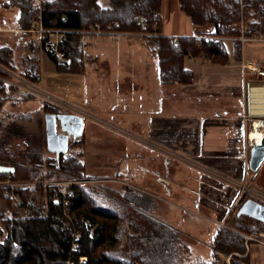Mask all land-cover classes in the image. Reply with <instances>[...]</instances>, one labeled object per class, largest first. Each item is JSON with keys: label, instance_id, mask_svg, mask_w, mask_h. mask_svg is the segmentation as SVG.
<instances>
[{"label": "trees", "instance_id": "16d2710c", "mask_svg": "<svg viewBox=\"0 0 264 264\" xmlns=\"http://www.w3.org/2000/svg\"><path fill=\"white\" fill-rule=\"evenodd\" d=\"M161 0H2L3 7H16L18 28L26 30L39 21L47 28L64 30L58 48L65 59L58 61L46 52L57 71L81 72L83 69L84 34L98 24L99 33L143 32L154 51L159 78L166 83H187L192 72L182 64L184 54L201 55L213 63L229 58L219 38L180 35L176 41L162 34L159 27ZM179 8L192 23L213 24L214 35L233 36L234 56L240 53L239 27L235 22L249 14L256 21L247 22L244 32L264 29V0H178ZM138 17L144 19L143 22ZM21 77L39 78L38 63L24 56ZM10 69V71L7 70ZM15 70L11 48L0 46V76ZM11 84L0 79V109ZM21 90V89H20ZM29 98L33 93L21 90ZM25 98V96H23ZM52 112H61L46 103ZM0 162H12L11 172H0V181H30L32 186L16 190L19 204L13 207L2 199L0 186V264H182L186 247L177 231L155 220L153 201L148 195L131 188L113 192L110 204H98L99 196L84 186L69 185V195L62 197L56 187L43 181L61 178L59 173L87 178L79 156L69 153L81 146L82 138L69 142L65 153L43 157L45 135L39 129L29 134L18 122L0 124ZM82 135V134H81ZM11 137L24 138L25 147L17 154L5 149ZM38 197V198H37ZM63 200L67 205L63 206ZM120 200V201H119ZM66 209L68 211H66ZM232 229L217 228L209 245L206 264H225L217 252L239 254L229 264H248L244 255L242 233H251L264 224L246 216H236ZM77 235V238L75 236ZM125 243L121 244L122 236ZM80 258H83L82 260Z\"/></svg>", "mask_w": 264, "mask_h": 264}, {"label": "crops", "instance_id": "0c3cea01", "mask_svg": "<svg viewBox=\"0 0 264 264\" xmlns=\"http://www.w3.org/2000/svg\"><path fill=\"white\" fill-rule=\"evenodd\" d=\"M9 8L0 5V24L4 23L3 18ZM16 17L11 27L0 25V46H9L5 43L8 38L6 33L9 32L12 39H19L28 52L26 55L30 53L36 57L39 74L43 69L56 70L52 60L42 50L39 36L28 29L18 28ZM159 22L160 32L168 36L219 38L229 60L226 63H213L201 55L184 54L182 64L193 75L187 83L160 80L156 56L149 44L142 51L150 54L151 59L153 57L152 63L148 62L146 56L138 61L123 62L120 82L112 85V90L116 91L111 92L112 96L119 94L117 96L120 97V135L138 147L133 148L139 159L132 173L133 183L138 184V190L151 198L165 199L158 192L163 189L165 195L172 194L171 187L161 186L162 175L155 173L151 166L160 169L161 165L164 176H167L169 173L166 171L174 165L183 170L179 175V191L175 193L183 204L174 206L213 223L216 230L232 229L236 211L242 203L238 197L239 191L205 171L217 173L237 184H247L252 190L264 194V161L255 171L248 168L249 150L254 145L248 137L251 123L264 122V74H257L242 66L244 61L255 59L264 69V29H255L246 34L247 39L240 42V53L236 57L233 36L212 34L213 24L210 22L192 23L179 8L178 0H161ZM90 31L93 33L84 34L83 53L85 43L97 35H107L113 41L121 40L122 44L127 45L148 42L141 31L99 33L94 28ZM132 50L120 48V53L124 55ZM109 54L103 52L100 60L110 59ZM100 60L97 66L91 68L96 72L101 71L103 76L107 75L108 70L117 68L102 66ZM84 69L83 60L81 72ZM117 87H120V91ZM262 133L264 135V127ZM145 162L149 164L147 168L143 165ZM148 175L155 181L152 183L153 179L149 180V184L146 183L143 188L141 184L147 182ZM172 176L175 178L174 174ZM163 181L171 183L169 179ZM213 235L209 238L212 239ZM208 247L210 249V245ZM244 255L248 264H264V238L247 242Z\"/></svg>", "mask_w": 264, "mask_h": 264}, {"label": "rangeland", "instance_id": "374dc122", "mask_svg": "<svg viewBox=\"0 0 264 264\" xmlns=\"http://www.w3.org/2000/svg\"><path fill=\"white\" fill-rule=\"evenodd\" d=\"M1 1L2 0H0V3ZM16 12V7L7 9L6 15L3 18L4 23L0 25L3 27H11V25L14 24ZM254 15L255 13H253V16L252 14H249L245 17L243 22L249 23L256 21V17H254ZM8 34L11 33H6L8 38L5 43H8L7 45L11 48L15 70H11L12 72H9L8 76H0L1 80L11 84L12 86V89H10V87L7 89L6 98L4 99L3 105L0 109V124L2 125L15 121L22 124L24 129L29 131L30 135L32 133L36 134L39 129L44 134V114L52 111L48 109L49 106L47 104L43 103V100L45 99L41 94L34 93L33 98H29V96L27 97L25 93L21 91L25 89L18 84L17 78H19V82L21 80L26 81V83L39 89L43 93L48 94L53 99L63 102L66 105L87 114V116L92 117L91 119L89 117L81 116L82 135L71 136L65 134L67 136V146L71 140L79 137L82 138L81 146H73L70 151H68L66 146V151H68L67 153L73 156H79L81 154L79 159L85 165L84 171L87 178L72 176L79 182L76 183V185L84 186L98 193L99 196L96 197V201L101 205L110 204L109 198H116L113 192H121L123 188H131L138 193H142L138 190V187H136L138 184L135 185L132 180V173L134 171L135 164L139 160L138 157H136L137 151H134L133 148L138 149V147L133 145L130 140L120 135V128H122L120 127V97L117 96L119 94L112 96V92L115 93L116 91L112 90L114 89L112 85L116 84L115 82H120V66H123V62L130 63L133 60L138 61L140 58L142 59L145 56L147 57L148 62H153V57L151 59L150 54L142 51L144 48L148 47V42L145 43L139 41L135 43L136 45H127L122 44L121 40L119 42L117 40L113 41L107 35L105 37L97 35L93 37L92 41L88 40V42L85 43V51L83 53L85 69L83 72H65L57 70L49 71L43 69L40 71L38 80L28 81L24 77H21L18 73L23 67L21 59L24 58L27 50L22 47L19 39L18 41L14 40L12 39L13 36H9ZM242 34L244 35L243 37L246 36L247 39V35L245 33ZM240 37L241 32L239 30L238 40L239 42H242L243 40L241 41ZM106 38H109L110 40ZM15 42L17 43L14 44ZM120 48H132L133 50L122 55V53H120ZM110 49H113L111 54H109ZM103 52L109 54L110 59H104L101 61L100 59L103 56ZM122 56L123 60H121ZM27 57L32 58L33 61L37 62L36 57L30 53ZM98 60H100L102 66H117V68L113 71L108 70L106 73L103 72L107 74L103 76L101 75V71L96 72L95 69L91 68V66H97V63L99 62ZM7 70L10 71L8 68ZM8 79L11 80L8 81ZM116 89L120 91V87H117ZM23 96H25V98H23ZM46 103L51 102L46 100ZM58 108L63 113H72L60 106ZM57 123H59L58 120ZM56 125L57 133H62V131L59 130V125ZM24 147V138L11 137L6 144L5 149L17 154L20 150H23ZM40 151L43 157L55 156L54 154L46 151L45 143ZM173 157L176 159L178 158L176 156ZM178 160L184 162L180 158H178ZM141 162H143V160ZM5 163L9 164L12 162ZM143 165L147 168L149 164L145 162ZM151 167H153L155 173H161V186L171 187L172 194L165 195V192L161 189L158 193L165 199L151 198V196L148 195V197H150L153 201L154 206L153 212L149 215L179 233L180 240L186 247L185 258L182 264L208 263L211 252L208 247L211 240V237L209 238V236L213 235L216 230V226L213 223L197 216V214L193 215L175 207L183 204L179 197L175 196V193L179 191L181 185L179 175L181 176V172H183V170L171 165L169 170L166 171V173H169V176H164V170L161 169V165L160 169L155 166ZM173 174L175 175V178L172 176ZM148 177L147 182L141 184L143 188H145V184L148 183L149 180L153 179L152 183L155 181L153 177L150 178L149 175ZM166 179H169L171 183L167 184L163 181ZM53 180L64 181L66 178H54L52 180L43 181L42 183L49 184L48 182ZM26 182H28L27 186L34 185V182ZM245 186L252 190L249 185L245 184ZM238 197L240 198V201H243L246 199L245 197H247V195L238 194ZM247 198L251 197L248 196ZM262 230L264 231L261 226L258 229L253 230L251 233H242L244 238V250L247 242L261 241V239L264 238L257 235L258 232ZM124 243L125 236L123 235L120 245H123ZM217 253L220 257H222V261H224L225 264H229V259H234V257L236 258L239 256L237 253L227 255L219 252Z\"/></svg>", "mask_w": 264, "mask_h": 264}, {"label": "built area", "instance_id": "2783aa9c", "mask_svg": "<svg viewBox=\"0 0 264 264\" xmlns=\"http://www.w3.org/2000/svg\"><path fill=\"white\" fill-rule=\"evenodd\" d=\"M138 20L140 22L144 21V19L142 17H138ZM243 20L244 19H240L239 21L233 23L236 26H238L240 29V32H241L240 40L241 41L246 39V36L243 37L244 35L242 33H244L247 29V25L245 24V22H243ZM94 27L99 29L98 24H94ZM28 31L34 32L35 34H37L39 36L40 41H41V46H42V49L44 52H52L58 61H63L65 59L63 52L61 50H59V48H58V42L60 40H62L64 37V30L63 29L47 28V27L42 26L39 21H35L30 25V27L28 28ZM171 40L176 41L177 36H171ZM242 66H244V68H246L247 70L255 72L257 74H260V75L264 74V69L261 68L260 62L258 60L254 59V60L244 61L242 63ZM15 78H17V77H15ZM10 80L11 79H8V81H10ZM6 81H7V79H6ZM17 81H18V84L21 87H23V89H25L26 91H29L33 94L34 93L41 94L45 100H48L49 102H51L52 104H55L58 107L60 106L62 108H65V110H67L68 112H72V113L80 115L82 117L85 116V117H89L92 119V117L87 116V114L81 112L80 110H77L73 107L66 105L63 102H60L58 100L53 99L48 94L43 93L39 89H37V88L33 87L32 85L26 83V81L21 80L19 82V78H17ZM259 139H257V140L253 139L254 144H257ZM0 165L10 166V164L2 163V162H0ZM205 172L208 173L209 175L214 176L215 178L229 184V185L235 186L239 191L238 192L239 195H241V194L247 195V197L249 196L252 199H254L255 201L264 205V194L263 193L248 189L244 183L237 184L234 181H232L226 177H223V176L220 177V175H218L217 173H214L211 171H205ZM59 174L61 177H65L66 180H64V181H62L63 179L62 180H53V181H50L48 183L51 185H54L56 187L58 193L62 197L67 196V195H69L70 197H73V193H71L69 191L70 190L69 185L76 184L79 182L77 181V179H74L70 175H69L70 176L69 177L65 173H59ZM27 185H28V182H26V181H22V182L21 181H9V180L0 181V186H2L4 188L2 191V199L9 200L13 207L17 206L19 204V199H18V196L16 194V190L23 188ZM66 205H67L66 201L63 200V206H66ZM66 211H68V210L66 209ZM257 235L259 237H264V231L262 230V231L258 232ZM75 238H77V235L75 236ZM246 238H249V237H246ZM80 259L82 260L83 258H80Z\"/></svg>", "mask_w": 264, "mask_h": 264}, {"label": "water", "instance_id": "95a60500", "mask_svg": "<svg viewBox=\"0 0 264 264\" xmlns=\"http://www.w3.org/2000/svg\"><path fill=\"white\" fill-rule=\"evenodd\" d=\"M57 120L60 126L71 130L73 136L81 135L82 117L74 113H52L44 114V135L45 147L48 153L59 155L66 152L67 136L64 133H57ZM264 161V135L259 139L257 144L250 147L248 168L251 171L257 170L259 165ZM11 166L0 165V172H11ZM236 215H242L259 221L264 224V205L247 198L239 205Z\"/></svg>", "mask_w": 264, "mask_h": 264}, {"label": "bare ground", "instance_id": "6f19581e", "mask_svg": "<svg viewBox=\"0 0 264 264\" xmlns=\"http://www.w3.org/2000/svg\"><path fill=\"white\" fill-rule=\"evenodd\" d=\"M251 127L252 128L251 131L248 133V137H250L252 140L259 139L263 135L262 129L264 127V122L252 121Z\"/></svg>", "mask_w": 264, "mask_h": 264}, {"label": "flooded vegetation", "instance_id": "af4514ba", "mask_svg": "<svg viewBox=\"0 0 264 264\" xmlns=\"http://www.w3.org/2000/svg\"><path fill=\"white\" fill-rule=\"evenodd\" d=\"M58 125H59V123H58ZM58 127H60V129L59 130H61L62 131V133H64V134H66V135H71V136H73L72 135V133H71V130H68V129H66V128H64L63 126H58Z\"/></svg>", "mask_w": 264, "mask_h": 264}]
</instances>
